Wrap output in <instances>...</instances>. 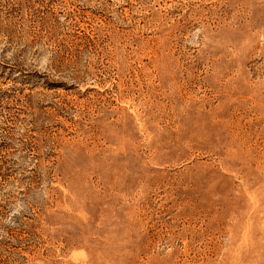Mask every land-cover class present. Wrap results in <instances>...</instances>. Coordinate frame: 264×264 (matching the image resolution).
Returning a JSON list of instances; mask_svg holds the SVG:
<instances>
[{"label": "rangeland", "instance_id": "rangeland-1", "mask_svg": "<svg viewBox=\"0 0 264 264\" xmlns=\"http://www.w3.org/2000/svg\"><path fill=\"white\" fill-rule=\"evenodd\" d=\"M0 264H264V0H0Z\"/></svg>", "mask_w": 264, "mask_h": 264}]
</instances>
